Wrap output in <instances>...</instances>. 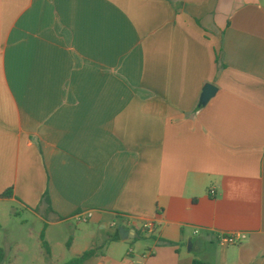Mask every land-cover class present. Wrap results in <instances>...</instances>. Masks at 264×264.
Listing matches in <instances>:
<instances>
[{"label": "crops", "instance_id": "obj_1", "mask_svg": "<svg viewBox=\"0 0 264 264\" xmlns=\"http://www.w3.org/2000/svg\"><path fill=\"white\" fill-rule=\"evenodd\" d=\"M16 219L55 264L47 233L72 223L84 264H264V0H0V229Z\"/></svg>", "mask_w": 264, "mask_h": 264}, {"label": "rangeland", "instance_id": "obj_2", "mask_svg": "<svg viewBox=\"0 0 264 264\" xmlns=\"http://www.w3.org/2000/svg\"><path fill=\"white\" fill-rule=\"evenodd\" d=\"M14 222H17V225L7 222L0 229V245L8 243L12 248L8 254L9 264H55L54 260L49 262L44 249V253H41L40 231H38L37 226L32 225L30 222H28L27 226L19 225V219ZM81 227L82 225L79 223H72L69 228L72 231ZM70 231L67 232V229H63L62 231L54 232L52 235L47 233L46 239L52 247L53 258L57 259L59 263L73 257L71 250L66 245L67 240L71 237ZM43 241L45 242V240ZM136 241L143 244L142 239H137ZM146 241L149 242L151 239L148 237ZM24 249L26 253H24Z\"/></svg>", "mask_w": 264, "mask_h": 264}, {"label": "trees", "instance_id": "obj_3", "mask_svg": "<svg viewBox=\"0 0 264 264\" xmlns=\"http://www.w3.org/2000/svg\"><path fill=\"white\" fill-rule=\"evenodd\" d=\"M200 106V105H199ZM10 195V190L5 191L2 194V197H6ZM43 200L46 201V194L43 195ZM39 238H40V242H41V246L44 249L45 255H48V248L46 243L43 241V233L40 232L39 234ZM118 239L117 235H113L109 237V241H114ZM167 244H171L170 242H166ZM96 254V249H90L87 251L82 252L80 255L71 258L70 260H68L65 264H84L85 261H87L88 259H90L91 257H93ZM5 260V254L4 252L0 249V264ZM191 264H203L201 262H198L196 260H193Z\"/></svg>", "mask_w": 264, "mask_h": 264}, {"label": "built area", "instance_id": "obj_4", "mask_svg": "<svg viewBox=\"0 0 264 264\" xmlns=\"http://www.w3.org/2000/svg\"><path fill=\"white\" fill-rule=\"evenodd\" d=\"M91 212L80 213L75 216V219L79 223H85L91 218ZM196 232V231H195ZM245 234L243 233H223L219 234L217 241L225 246H236L245 240Z\"/></svg>", "mask_w": 264, "mask_h": 264}, {"label": "water", "instance_id": "obj_5", "mask_svg": "<svg viewBox=\"0 0 264 264\" xmlns=\"http://www.w3.org/2000/svg\"><path fill=\"white\" fill-rule=\"evenodd\" d=\"M216 88L211 84H205L201 90L199 97V104L205 106L207 102L215 95ZM121 237V235H120ZM1 264H5L2 262Z\"/></svg>", "mask_w": 264, "mask_h": 264}]
</instances>
